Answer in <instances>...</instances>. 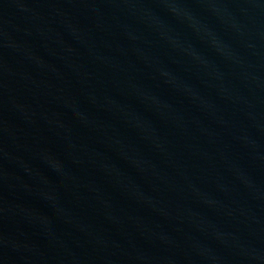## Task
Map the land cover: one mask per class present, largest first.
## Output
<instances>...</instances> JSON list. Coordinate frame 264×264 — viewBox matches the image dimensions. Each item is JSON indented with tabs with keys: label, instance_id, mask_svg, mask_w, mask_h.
<instances>
[{
	"label": "water",
	"instance_id": "95a60500",
	"mask_svg": "<svg viewBox=\"0 0 264 264\" xmlns=\"http://www.w3.org/2000/svg\"><path fill=\"white\" fill-rule=\"evenodd\" d=\"M0 264H264V0H0Z\"/></svg>",
	"mask_w": 264,
	"mask_h": 264
}]
</instances>
